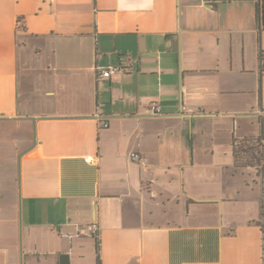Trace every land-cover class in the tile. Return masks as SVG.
<instances>
[{"label": "crops", "instance_id": "0c3cea01", "mask_svg": "<svg viewBox=\"0 0 264 264\" xmlns=\"http://www.w3.org/2000/svg\"><path fill=\"white\" fill-rule=\"evenodd\" d=\"M261 51L256 0H0V264H264Z\"/></svg>", "mask_w": 264, "mask_h": 264}, {"label": "trees", "instance_id": "16d2710c", "mask_svg": "<svg viewBox=\"0 0 264 264\" xmlns=\"http://www.w3.org/2000/svg\"><path fill=\"white\" fill-rule=\"evenodd\" d=\"M264 54V51L260 52L261 56ZM253 141L251 145H241L238 146L239 143ZM240 152H245L249 157L245 161H241V157L239 156ZM234 156H235V164L237 167H256L258 169V175L260 177V184L262 188V192L264 194V143L261 141V138L256 140H242L235 141L234 144ZM99 258V256H98Z\"/></svg>", "mask_w": 264, "mask_h": 264}, {"label": "built area", "instance_id": "2783aa9c", "mask_svg": "<svg viewBox=\"0 0 264 264\" xmlns=\"http://www.w3.org/2000/svg\"><path fill=\"white\" fill-rule=\"evenodd\" d=\"M256 5H257V16H258L259 25L261 26V28H264V0H256ZM261 65H262V70L264 72V54L261 56ZM118 69H119L118 67H114V66H110V67H107L105 69H102L101 76L102 77H108L111 75V73H113L114 71H116ZM148 112L151 114H154V115H159V114L163 113L161 107L159 105H157L156 103H152L149 106ZM103 126L107 127L108 122L105 121L103 123ZM130 157L135 161L136 160H138V161L143 160V158H141L140 154L137 152H132ZM88 229L96 235L99 231V226L96 222L91 223L88 226ZM263 258H264V238H263Z\"/></svg>", "mask_w": 264, "mask_h": 264}, {"label": "rangeland", "instance_id": "374dc122", "mask_svg": "<svg viewBox=\"0 0 264 264\" xmlns=\"http://www.w3.org/2000/svg\"><path fill=\"white\" fill-rule=\"evenodd\" d=\"M251 143H254L253 141H249V142H242L241 144L239 143V147L241 145H251ZM239 156L241 157V161H245L249 156L245 153V152H240Z\"/></svg>", "mask_w": 264, "mask_h": 264}]
</instances>
